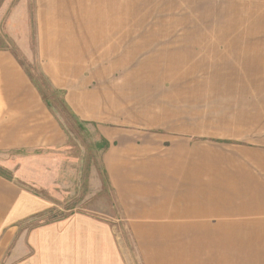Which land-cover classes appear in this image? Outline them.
I'll return each instance as SVG.
<instances>
[{"label":"crops","instance_id":"crops-1","mask_svg":"<svg viewBox=\"0 0 264 264\" xmlns=\"http://www.w3.org/2000/svg\"><path fill=\"white\" fill-rule=\"evenodd\" d=\"M33 3L35 52L22 3L7 21L19 14L15 43L0 30V154L67 145L35 64L63 111L105 140L141 264H264V0ZM17 178L0 174V264H131L114 224L48 220L56 203Z\"/></svg>","mask_w":264,"mask_h":264},{"label":"rangeland","instance_id":"rangeland-1","mask_svg":"<svg viewBox=\"0 0 264 264\" xmlns=\"http://www.w3.org/2000/svg\"><path fill=\"white\" fill-rule=\"evenodd\" d=\"M11 1L9 0L6 6L7 10L0 18L2 37L10 38L8 33L15 34L17 31L20 25L18 23L19 14L15 15L16 23L11 21L9 25L7 21H10L11 16L9 14H11L12 8L22 3L19 22H26V14L23 16L24 8L27 10L29 8V16H32V37L29 48L31 47V51L35 52L33 0ZM8 5L10 6L9 12ZM4 6L2 3V8ZM12 39L10 38V40ZM9 44L10 48L22 57L16 44L14 45L10 41ZM21 59L25 60L23 57ZM24 64L33 73L32 77L40 82L45 96L51 100L54 111L67 133L68 142L58 151L0 154V171L7 173L9 177L19 175L17 180L23 181L26 189L56 203L52 213L47 218L48 220L60 219L75 213H86L107 219L116 227L120 243L130 263L141 264L125 221L121 220L122 217L114 194L107 184L103 172V150L99 146L105 140L100 136L96 127L78 124L68 113H65L59 104V99H56L52 94V90L45 88L44 81L37 74L36 65L26 62ZM30 182L33 184H29Z\"/></svg>","mask_w":264,"mask_h":264},{"label":"trees","instance_id":"trees-1","mask_svg":"<svg viewBox=\"0 0 264 264\" xmlns=\"http://www.w3.org/2000/svg\"><path fill=\"white\" fill-rule=\"evenodd\" d=\"M0 174L4 175V176H7L8 174L3 172V171H0Z\"/></svg>","mask_w":264,"mask_h":264}]
</instances>
